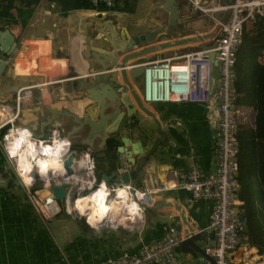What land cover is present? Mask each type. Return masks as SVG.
<instances>
[{
  "label": "crops",
  "instance_id": "0c3cea01",
  "mask_svg": "<svg viewBox=\"0 0 264 264\" xmlns=\"http://www.w3.org/2000/svg\"><path fill=\"white\" fill-rule=\"evenodd\" d=\"M180 1L184 2V11L188 15L187 1ZM159 2L161 0H113L110 7H105L89 0H0V31L7 30L15 42V50L10 55L4 57L0 50V59L5 58L0 73V90L1 87L21 81L28 84L21 87L29 91L18 105L13 124L23 125L38 136L41 131L46 132L50 126L59 123L67 135L73 125L68 116L63 119L56 117L43 125L42 121L51 115L49 110L65 109L80 114L90 100L84 92H65L60 86L49 87L48 84L66 74L69 66L78 75H84L87 61L81 57L82 54L88 56L90 50L104 47L108 39L124 43L123 38L114 34L116 29L138 20ZM52 50L67 51L70 58H61L53 54ZM176 51L174 48H165L143 57L155 55L159 59L178 53ZM126 52L123 50L119 57ZM78 58L84 63H78ZM127 61L130 63L133 59ZM117 78L120 81V77ZM251 84V79L244 80V86L238 89L236 104L242 109L247 107L252 112V120L253 111L248 97L250 94L252 98ZM72 99H78L79 104L73 106L70 103ZM4 100L15 111L11 92L0 91V101ZM151 104L152 109H149L159 122L161 134L154 131L151 119L141 121L140 126L149 134L152 133V137L146 138L139 131L138 120L144 115L138 110L126 122L121 119L119 124V135L128 136L129 142L139 140L142 144L141 153L131 154L133 164L128 163L123 154L114 153L111 139L105 144L107 154L104 156L96 157L91 147L96 176L104 181L101 175L114 174L112 179L105 182L118 178L123 169H134L141 162L143 153L149 152L139 168L141 183L138 187H150L152 181L156 194L145 210L139 228L89 226L62 212L51 218H43L30 204L25 188L0 147V264H93L122 252L134 253L141 245L160 239L166 227L174 220H179L178 211L173 206L161 204V201L177 204L194 230L206 227L209 223L210 201L189 199V193L181 188L167 187L159 193L157 185L163 183L171 186L177 180V175L188 170L191 165H197L202 173L213 170L215 153L212 133L217 114L202 104L190 101ZM3 118L0 116V124ZM83 130H78L72 136L74 143L84 135ZM72 146L79 149L86 145ZM126 149L131 148L127 146ZM136 185L134 182L133 186ZM202 239L212 242V236L207 232ZM255 250L251 247L250 253ZM177 253L181 264H199L200 255L197 252L187 249L181 251L177 246ZM256 256L259 259L256 264H264L257 253L252 259Z\"/></svg>",
  "mask_w": 264,
  "mask_h": 264
},
{
  "label": "built area",
  "instance_id": "2783aa9c",
  "mask_svg": "<svg viewBox=\"0 0 264 264\" xmlns=\"http://www.w3.org/2000/svg\"><path fill=\"white\" fill-rule=\"evenodd\" d=\"M89 1L93 4L100 3L105 7H110L113 3V0ZM186 1L190 12L207 15L214 21V24H219L220 28L210 39L212 45L208 48L199 50L190 48L181 51L176 49L178 53L143 63L141 99L148 104L164 101H190L214 110L217 114L216 126L212 133L215 163L213 170L207 173H202L197 165H191L188 170L177 175V180L171 186L159 183L157 190L161 193L167 187L181 188L189 193V199H204L211 202L209 223L202 230L194 231L211 234L212 242L202 240L201 248L203 253L212 259L213 264H246L245 262L256 264L259 259L257 256L252 259L256 250L250 253L251 247L247 243L245 216L240 206L235 178L238 154L237 114L242 115L243 110L236 104L233 65L245 23L256 14L264 19V0H232V3L228 4H221L219 0ZM220 10H228V16L223 23L212 16V13ZM206 41L209 40L204 39L200 43ZM197 43L192 42L186 44L185 47H193ZM211 53H213V57ZM212 67L216 68L215 76L212 75ZM28 93L26 87H19L16 91L11 92L15 111L7 104L6 100L0 101V116L4 117L0 124L3 125L0 127V147L6 158L4 137L13 127L26 128L23 125L13 124L12 120L17 116L19 103L28 96ZM58 124L48 128L46 138L36 137L33 134L34 138L50 142L53 132L57 131L61 138L70 141ZM70 152L75 154L70 162L72 173L61 177L65 171L63 160ZM85 154H87L88 160H85ZM82 161L83 166H81ZM9 162L18 177L15 160ZM77 164L80 165L75 168ZM89 164L92 166L89 167ZM56 172L53 173L52 170H49L47 179H45L40 176L38 168L33 167L30 173L33 183L29 186L22 184L30 204L43 218H51L61 212L59 203H62V211L68 215L76 212L85 224L89 225L85 221V213H79L70 206V202L78 195H82L81 193L85 190L90 192L97 189L103 182L110 193L107 205H112L115 200L116 194L113 189L127 185L129 194L132 200L137 203L140 211L132 218H128V214H124L121 222H111L108 217H104L101 222L93 226L139 228L142 226L145 210L151 205L152 197L156 194L154 187H135L133 184L121 182L119 178L109 182L99 179L95 173L93 150L88 146L79 149L73 148L71 141L67 153L62 156V167ZM38 181L41 182L39 186L35 185L39 183ZM62 182L65 184L63 197L61 200H55L49 190L50 186L59 185ZM41 191H45V193L41 194ZM138 193L142 195H138ZM69 199L70 201H68ZM109 216H113L112 207L109 210ZM179 220L176 219L169 224L160 239L141 245L138 251L134 253L122 252L93 264H181L175 254V249L188 234L184 233ZM104 221L108 223L105 224Z\"/></svg>",
  "mask_w": 264,
  "mask_h": 264
},
{
  "label": "water",
  "instance_id": "95a60500",
  "mask_svg": "<svg viewBox=\"0 0 264 264\" xmlns=\"http://www.w3.org/2000/svg\"><path fill=\"white\" fill-rule=\"evenodd\" d=\"M219 2L221 4H228L232 3V0H219ZM212 16L218 18L223 23L228 16V10L216 11L212 13ZM193 19H196V21L193 22ZM195 25L196 27L193 29ZM219 28L220 25L214 24V21L207 15L197 12H189L187 15V12L184 11V2L180 0H161L159 4H155L152 8H149L147 13L138 20L127 22L116 29L117 33L115 32L114 34L123 38L124 43L108 39L105 41L104 47L96 48L95 51L90 50L88 56L82 54L81 57H85L87 61V71L84 75H78L69 66L66 74L55 78L48 84L49 87L60 86L65 92H84L86 98L90 101L80 114L72 113L65 109H50L51 115L42 121L43 125L45 126L47 123L52 122L56 117L63 119L64 116H68L73 123L67 133V137L70 139L72 145L78 144L92 147L95 150L94 155L99 157L107 154L105 144L111 139L110 145L113 147L114 153L123 154L127 162L133 164L134 158L131 154L141 153L142 144L139 140L129 142L128 136L119 135L118 131L121 119L126 122L138 110L144 115L138 120L137 126L139 131L146 138L152 137V133L149 134L140 126L141 121L151 119L150 121H153L155 126L154 131L161 134L159 122L151 111L152 104H148L141 99L142 64L155 59V55L149 57H143V55L165 48H175L178 51L190 48L193 50L208 48L212 45L210 39ZM0 38L2 56L5 57L14 52L15 42L7 30L3 29L0 31ZM204 39L209 41L200 43ZM192 42L198 43L193 47H185L186 44ZM123 50H127L128 52L119 57ZM52 53L61 58H70L67 51L52 50ZM211 56L213 57V53H211ZM130 59H133V61L126 63ZM7 60L9 59L7 58ZM212 63H214L213 60ZM4 64L5 58L0 59V73ZM117 76L120 77V81ZM138 84L140 85L139 88L137 87ZM23 85L26 86L28 84L20 81L8 84L5 88L1 87L0 91L2 93L14 92ZM105 110L107 111L105 112ZM124 110L126 115L123 112ZM29 130L31 131V129ZM78 130H83L84 135L78 138L79 141L77 143H74L72 136ZM47 134L48 130L46 132L41 131V135L36 136L34 134V136L46 138ZM127 146L131 149L127 150ZM148 153V151L143 153L141 162L134 169L121 171L117 176L119 180L129 184L135 182L138 184L136 187L140 186L139 168L144 163ZM74 156V152H70L63 160L65 171L61 177L72 173L70 162ZM113 177V173L101 175L104 181H108ZM154 184L151 181L150 187L153 188ZM64 188L65 184L62 182L59 185H51L49 190L55 200H61ZM161 204L173 206L178 211L183 231L185 234H188L185 239L180 241L178 248L181 251L187 249L190 252H197L200 255L199 264H207L208 262L213 264L212 259L205 255L201 248L205 232L194 231L193 227L189 225L184 211L177 204L165 203L164 201H161Z\"/></svg>",
  "mask_w": 264,
  "mask_h": 264
},
{
  "label": "trees",
  "instance_id": "16d2710c",
  "mask_svg": "<svg viewBox=\"0 0 264 264\" xmlns=\"http://www.w3.org/2000/svg\"><path fill=\"white\" fill-rule=\"evenodd\" d=\"M256 26L264 28V19L256 14L250 20ZM233 80L238 101V89L244 86V80L251 79L248 94L252 106V123L245 124L240 114L236 140L238 154L236 158V182L240 206L245 216L247 243L256 249L264 263V57H258L251 41L245 36V25L235 52ZM248 124L250 126H248ZM61 212H62V203Z\"/></svg>",
  "mask_w": 264,
  "mask_h": 264
},
{
  "label": "clouds",
  "instance_id": "9594fccd",
  "mask_svg": "<svg viewBox=\"0 0 264 264\" xmlns=\"http://www.w3.org/2000/svg\"><path fill=\"white\" fill-rule=\"evenodd\" d=\"M3 125H0L2 127ZM4 149L9 161L15 160V170L25 186L33 183V177L30 175L33 167L38 168L42 178L47 179L49 169H60L62 167V156L67 153L70 147V141L61 138L59 132L54 131L50 142L34 138L33 133L28 128L13 127L4 137ZM85 160H88L85 154ZM83 166V161L81 162ZM92 165L89 164V167ZM91 187V185H89ZM116 194V200L119 207L112 205L113 218L120 208H126L128 218H132L140 211L138 205L132 200L129 194V186L113 189ZM109 190L105 183H101L96 191L76 201L75 207L83 214L85 208H91V215L88 216L90 224L104 218L109 208L105 206V199L109 196ZM138 195H142L139 194Z\"/></svg>",
  "mask_w": 264,
  "mask_h": 264
},
{
  "label": "rangeland",
  "instance_id": "374dc122",
  "mask_svg": "<svg viewBox=\"0 0 264 264\" xmlns=\"http://www.w3.org/2000/svg\"><path fill=\"white\" fill-rule=\"evenodd\" d=\"M255 24H256L255 19L249 20L245 23V36L251 41L252 45L254 46V49L256 50L258 57L260 58V57H264V28L257 27ZM212 75L213 76L216 75V68L215 67H213V69H212ZM70 103L73 104V106H75V105L79 104V100L78 99H74V100L72 99L70 101ZM242 110H243L242 116L245 117L244 123L245 124H247V123L251 124L252 123V120H251L252 112L247 107H244ZM249 124H248V126H250ZM38 182H39V184H41L40 181H38ZM86 193H88L87 190H85L81 194L84 195ZM62 213H64L66 215V213L64 211H62ZM68 216H72L75 219H79L83 224H85L83 219L80 218L76 212H73L71 215H68ZM104 222H105V224L108 223L107 221H104Z\"/></svg>",
  "mask_w": 264,
  "mask_h": 264
},
{
  "label": "bare ground",
  "instance_id": "6f19581e",
  "mask_svg": "<svg viewBox=\"0 0 264 264\" xmlns=\"http://www.w3.org/2000/svg\"><path fill=\"white\" fill-rule=\"evenodd\" d=\"M81 61H82V63H84V60H81L80 58H78L77 62L80 63ZM79 68H80V67H79ZM60 169H61V168H60ZM60 169H49V170H52L53 173H57L56 171H59ZM94 191H96V189L91 190L90 192L86 193L85 195H78L77 198L75 197L73 200H71V202H70V206H72L73 208H75V209L80 213L79 209H77V208L75 207L76 201H77L78 199H81V198H83V197H85V196L90 195V194H91L92 192H94ZM40 193L43 194V193H45V191H41ZM152 199L154 200L153 197H152ZM107 200H108V197H106V199H105V206L108 207L109 210H110V209H111V206L107 205V204H108V203H107ZM115 200H116V197H115ZM68 201H70V199H69ZM118 205H119V202H118V200H116V204H115V206L118 207ZM109 210H108V212L105 214L104 217H108V219H109L111 222H116V221L121 222L122 219H123L124 214H127V209L121 207V208H120V211L118 212L119 214H116V215H115V218H113V216H109ZM91 212H92L91 208H85V210H84V212H83V213H85V218H86L85 221H86L89 225H96L97 223H99V222L102 221V219H101V220H99V221H97V222H94V223L90 224V223L88 222V216L91 215ZM245 263H247V262H245ZM257 264H262V263H257Z\"/></svg>",
  "mask_w": 264,
  "mask_h": 264
}]
</instances>
